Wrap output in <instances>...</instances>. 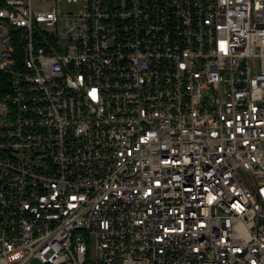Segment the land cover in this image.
<instances>
[{
    "label": "built area",
    "instance_id": "built-area-1",
    "mask_svg": "<svg viewBox=\"0 0 264 264\" xmlns=\"http://www.w3.org/2000/svg\"><path fill=\"white\" fill-rule=\"evenodd\" d=\"M34 1L0 0V264H264V0Z\"/></svg>",
    "mask_w": 264,
    "mask_h": 264
},
{
    "label": "rangeland",
    "instance_id": "rangeland-1",
    "mask_svg": "<svg viewBox=\"0 0 264 264\" xmlns=\"http://www.w3.org/2000/svg\"><path fill=\"white\" fill-rule=\"evenodd\" d=\"M54 3L47 1V0H35L33 2V7L36 10H44L52 7ZM82 3L79 1L78 3H68L67 1H64L62 3L58 4V8L60 11L64 14L67 13H78L81 9ZM95 246V239L94 237H91L89 240V243L87 244L88 250L93 251Z\"/></svg>",
    "mask_w": 264,
    "mask_h": 264
},
{
    "label": "trees",
    "instance_id": "trees-1",
    "mask_svg": "<svg viewBox=\"0 0 264 264\" xmlns=\"http://www.w3.org/2000/svg\"><path fill=\"white\" fill-rule=\"evenodd\" d=\"M1 4V3H0Z\"/></svg>",
    "mask_w": 264,
    "mask_h": 264
}]
</instances>
